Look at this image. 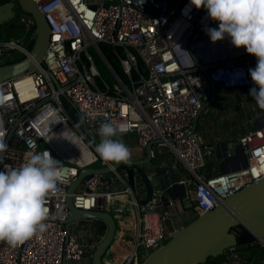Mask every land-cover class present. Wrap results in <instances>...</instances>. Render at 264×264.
<instances>
[{"label":"built area","instance_id":"2783aa9c","mask_svg":"<svg viewBox=\"0 0 264 264\" xmlns=\"http://www.w3.org/2000/svg\"><path fill=\"white\" fill-rule=\"evenodd\" d=\"M34 1L51 33L35 69L0 83V132L7 145L0 154V170L20 166L29 153L49 151L60 161L65 179L48 197L47 230L17 246L0 241V264H68L84 259L86 248L67 224L68 187L83 168L108 166L113 176L94 173L85 178L72 194L75 208L109 212L110 198H129L135 235L123 264H141L170 237L172 231L165 224L179 214V205L184 211L205 213L264 178V123L226 143L239 151L234 167L212 177L201 172L206 154L192 128L205 109L201 99L213 96L211 83L258 87L249 72L256 66L255 55L235 47L229 37L213 43L203 23L205 8H196L191 0ZM17 20L24 32L0 39V66L20 55L32 57L28 45L36 37V21L21 10ZM108 54L119 62L121 72ZM95 55L109 70L110 81ZM63 98L75 104L78 118L71 116ZM106 121L127 124L125 134H134L142 149L158 140L150 153L154 163L164 149L174 156L179 169L169 165L179 177L167 186L171 198L165 199L158 188L152 200L141 203L143 188L132 187L125 171L121 174L114 162L99 157L92 142L99 139V127ZM75 145L79 149L70 155ZM86 150L94 155L88 162ZM257 242L264 246V239Z\"/></svg>","mask_w":264,"mask_h":264},{"label":"water","instance_id":"95a60500","mask_svg":"<svg viewBox=\"0 0 264 264\" xmlns=\"http://www.w3.org/2000/svg\"><path fill=\"white\" fill-rule=\"evenodd\" d=\"M17 8L30 14L36 21V37L28 45L32 51V57L22 58L20 55L15 58V62L0 66V83L10 78L20 77L35 69L36 62H41L49 42L51 28L45 14L40 11L34 0H8L0 3V27L14 20ZM203 23L208 28L216 27L219 22L208 17L205 9ZM48 75L59 87L54 76L50 72ZM215 86L214 83H211L212 94ZM245 90L249 91V88H245ZM201 100L204 102V106H207L209 101L204 98ZM68 102L76 108L72 101L68 100ZM201 112L202 110H200ZM198 116L194 121L192 133L196 131ZM121 139L128 146L126 138L122 136ZM99 140L100 137L95 139L96 143ZM158 142V140L152 141L137 157H131L128 163H113L117 170L125 167L132 187H136V175L140 177L147 190V197L140 200L143 204L153 199L158 188L163 191L165 199L170 194L167 186L171 182V178L167 174H169L168 172L173 173L174 168L169 164L158 167L150 157L153 145ZM94 173L109 174L111 168L108 166L87 167L80 171L78 177L68 187L67 203L71 214L67 223L90 218L101 219L107 223V232L92 254L93 264H105L104 255L112 245L117 230L116 219L105 209H77L73 205L72 198V194L83 180ZM151 174H153V178L150 177ZM182 216L184 225L180 229L172 231L168 239L162 240L160 247L150 253L141 264H207L210 257L230 254L238 246L254 244L258 240L264 239V178L225 198L223 203L213 210L199 213L190 209L184 211ZM238 227H243L244 230L235 234L233 230Z\"/></svg>","mask_w":264,"mask_h":264},{"label":"clouds","instance_id":"9594fccd","mask_svg":"<svg viewBox=\"0 0 264 264\" xmlns=\"http://www.w3.org/2000/svg\"><path fill=\"white\" fill-rule=\"evenodd\" d=\"M191 4L205 8L208 17L219 22L218 28L205 29L213 43L229 37L235 47L255 55L256 66L249 72L258 87H252L249 95L264 109V0H191ZM128 131L125 123H102L99 142H92L95 152L105 162H130L131 150L121 139ZM6 149L0 132V154ZM64 179L60 161L49 151L29 153L18 167L5 165L0 170V241L17 246L45 232L48 197L56 193Z\"/></svg>","mask_w":264,"mask_h":264},{"label":"crops","instance_id":"0c3cea01","mask_svg":"<svg viewBox=\"0 0 264 264\" xmlns=\"http://www.w3.org/2000/svg\"><path fill=\"white\" fill-rule=\"evenodd\" d=\"M7 29L9 28L5 25L0 27V36L7 32ZM250 89L251 88H249V91H246L245 88H224L220 85H216L213 93L214 97L212 96L211 99L208 100L209 102L207 106H205V109L199 114L195 132L200 137L206 154L207 163L206 166L201 169V172L204 174V176H216L231 169V167H234L239 151L237 149L227 148L225 146L226 143L235 140L249 130L257 128L264 123V109L259 108L254 98L249 95ZM221 97L226 98L224 103L226 109H224V111H226L228 116L235 118H246L245 127L238 134L230 133L228 129L222 130L220 127V121L216 117L218 113V106L220 104H217L214 101L216 98ZM123 136L127 140L126 135ZM129 148L131 150V157H137L138 154L144 150L138 146L135 135L130 133ZM229 150L234 152L232 156L228 155ZM155 163L160 166L173 164L177 170L179 169L178 165L174 164V156L166 149H164L163 153H161L155 160ZM168 173L169 174L167 175H169L171 178L170 181L179 177V174L177 175L175 173ZM135 181L137 186L143 188V192L139 196V199H145L147 197V190L138 175H136ZM172 194L173 192H170L168 198H171ZM179 209V214L169 222L170 225L167 228L165 226L167 231L178 230L184 225V218L182 216L184 210L180 205ZM109 213L114 216L117 223V234H115L116 236L114 237L115 241L113 240L115 242L113 243L114 248H110L107 252L108 259L111 261L114 258H121L128 249L130 243L132 244L135 235V218L133 215V229L130 227H125L120 221H117V218L112 213V211H109ZM129 213L133 214L130 207ZM67 224L70 232L74 234L77 240L86 248L85 257L83 260L72 261L68 264H93L92 254L98 243L102 240L107 232V223L101 219L90 218L72 221ZM117 239L118 241L116 242ZM256 244L259 243L256 242L254 244L238 246L233 250L232 253L224 254L219 259H217L216 262L212 261L207 264H219L220 261H224L223 264H264V250L253 249L252 246H255ZM259 245L262 246L261 244ZM262 248H264V246H262ZM248 255H252L250 261H248ZM103 260L105 262V255Z\"/></svg>","mask_w":264,"mask_h":264},{"label":"rangeland","instance_id":"374dc122","mask_svg":"<svg viewBox=\"0 0 264 264\" xmlns=\"http://www.w3.org/2000/svg\"><path fill=\"white\" fill-rule=\"evenodd\" d=\"M16 21H18L16 19ZM16 24H18L16 22ZM17 27H20L23 32H24V28L23 26L19 23L17 25ZM16 27V28H17ZM4 30V29H3ZM22 32V33H23ZM7 32H5L4 34H2V36H0V39H5L6 37V34ZM92 51V50H91ZM93 52V51H92ZM95 54V53H94ZM95 58H96V61H97V64L102 72V74L104 75V77L107 79V80H111V77H110V73H109V70L106 68V66L104 65V62L101 61L99 59V57L97 55H95ZM226 101V98H216V100L214 102H216L217 104H220L218 106V113L216 115V117L218 118V120L220 121V127L222 130H229L230 133H233V134H238L240 133L244 127H245V122H246V118L245 117H238V118H235V117H230L226 114V111H224L225 106H224V103ZM63 102L64 104L66 105V107L69 109L70 111V114L73 118H78V112L76 110V108H74L65 98H63ZM71 105V107H70ZM216 106V105H215ZM126 135L127 137V143H128V146H129V134H124ZM134 135V134H133ZM135 144V143H134ZM99 165V164H98ZM123 168V167H122ZM122 168H120L118 171L122 174L124 171L122 170ZM109 176H113L112 173H109ZM114 214V213H113ZM170 225L169 222H167L165 224L166 228ZM115 241V240H114ZM118 241V239L116 240V242ZM115 243V242H114ZM111 248L113 249L114 248V245L111 246ZM111 254V253H110ZM111 256V255H110ZM105 262L107 264H111V262L109 261L108 259V255L106 254L105 255Z\"/></svg>","mask_w":264,"mask_h":264},{"label":"bare ground","instance_id":"6f19581e","mask_svg":"<svg viewBox=\"0 0 264 264\" xmlns=\"http://www.w3.org/2000/svg\"><path fill=\"white\" fill-rule=\"evenodd\" d=\"M75 149H79V146L75 145V146L71 147V149L68 151V152H70V155L73 154V150H75ZM83 152L85 154L84 155L85 162H88L94 158V155L89 150H86ZM108 205H109V209L116 216L117 221H120L121 224L124 225L125 227H130V228L134 229L133 214L129 213V207H131V205L129 203V198L127 196L110 198L108 200ZM118 211H121V212H118ZM116 234H117V232H116ZM113 243H114V241H113ZM113 243H112V245H113ZM111 246H110V248H111ZM109 249L107 250V252L109 251ZM130 251H131V243H130L128 249L126 250V252L123 254V256L121 258L112 259L110 261L111 264H123L125 259H126V256L130 253ZM107 252H106V254H107Z\"/></svg>","mask_w":264,"mask_h":264},{"label":"trees","instance_id":"16d2710c","mask_svg":"<svg viewBox=\"0 0 264 264\" xmlns=\"http://www.w3.org/2000/svg\"><path fill=\"white\" fill-rule=\"evenodd\" d=\"M5 1H8V0H0V2H5ZM7 25H8V22L5 23L6 27H7ZM16 27H17V25L16 26L14 25V27L10 26L9 29H7L8 32L6 33L5 39L12 38V37H17V36H20L22 34L23 30L20 27H17V28ZM108 57H109V60L111 61V63L114 65V67L119 72H121V70H120L121 68H120L119 62L114 60L111 54H108ZM248 247H250V246H248ZM252 247H253V249H257V250H261V249L264 250V248H262V246H260L259 244H256L255 246H252ZM221 256L222 255L217 256V257H210L208 259V263H210L212 261L216 262V260L219 259ZM251 256L252 255H248V257H247L249 259L248 261L251 260Z\"/></svg>","mask_w":264,"mask_h":264},{"label":"flooded vegetation","instance_id":"af4514ba","mask_svg":"<svg viewBox=\"0 0 264 264\" xmlns=\"http://www.w3.org/2000/svg\"><path fill=\"white\" fill-rule=\"evenodd\" d=\"M0 3H3V2H0ZM19 12H20V10L17 8V10H16V16H15L14 20L8 22V25H7L8 28H9L10 26H13V27H14V25H15V26L18 25V24H16V22H17L16 19H17L18 15H19ZM17 23H18V22H17ZM6 31H7V30H6ZM7 32H8V31H7ZM121 168H122V167H121ZM122 170L125 171V167H124V166H123Z\"/></svg>","mask_w":264,"mask_h":264}]
</instances>
